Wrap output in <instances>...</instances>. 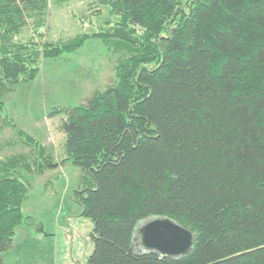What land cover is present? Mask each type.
<instances>
[{
  "label": "trees",
  "instance_id": "obj_1",
  "mask_svg": "<svg viewBox=\"0 0 264 264\" xmlns=\"http://www.w3.org/2000/svg\"><path fill=\"white\" fill-rule=\"evenodd\" d=\"M100 2L120 18L97 34L116 41L117 83L63 109L57 128L81 175L72 200L93 225L84 264H264V0ZM47 7L0 0V134L13 125L6 94L34 79L40 58L12 38ZM35 147L36 169L26 154L0 162V264L32 220V174L50 167ZM154 219L192 234L186 256L142 250L136 229Z\"/></svg>",
  "mask_w": 264,
  "mask_h": 264
},
{
  "label": "rangeland",
  "instance_id": "obj_2",
  "mask_svg": "<svg viewBox=\"0 0 264 264\" xmlns=\"http://www.w3.org/2000/svg\"><path fill=\"white\" fill-rule=\"evenodd\" d=\"M35 19L12 38L14 44L36 47L40 58L34 79L23 81L5 96L4 111L13 125L0 134V162L26 154L36 169L39 159L35 146L43 147L52 159L42 173L32 174L28 199L22 207L32 220L17 229L5 264H84L93 249L89 238L93 225L72 200L81 175L73 164L63 161L64 136L57 128L63 109L117 83L115 65L120 57L116 41H106L97 34L120 18L100 0H48L42 20ZM81 39L82 44L72 50L43 56L46 46L62 47ZM51 112L60 114L49 118ZM19 132L31 137L28 144ZM147 222L138 225V238L139 229Z\"/></svg>",
  "mask_w": 264,
  "mask_h": 264
},
{
  "label": "water",
  "instance_id": "obj_3",
  "mask_svg": "<svg viewBox=\"0 0 264 264\" xmlns=\"http://www.w3.org/2000/svg\"><path fill=\"white\" fill-rule=\"evenodd\" d=\"M142 250L161 257L180 258L186 256L193 246L192 234L168 219H154L139 231Z\"/></svg>",
  "mask_w": 264,
  "mask_h": 264
}]
</instances>
